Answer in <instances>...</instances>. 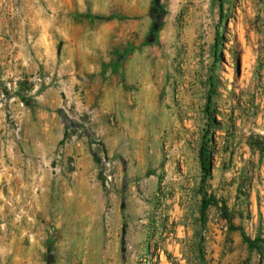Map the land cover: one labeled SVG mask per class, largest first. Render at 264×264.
I'll list each match as a JSON object with an SVG mask.
<instances>
[{"label": "rangeland", "instance_id": "rangeland-1", "mask_svg": "<svg viewBox=\"0 0 264 264\" xmlns=\"http://www.w3.org/2000/svg\"><path fill=\"white\" fill-rule=\"evenodd\" d=\"M221 3L0 0V264H264V0Z\"/></svg>", "mask_w": 264, "mask_h": 264}, {"label": "trees", "instance_id": "trees-1", "mask_svg": "<svg viewBox=\"0 0 264 264\" xmlns=\"http://www.w3.org/2000/svg\"><path fill=\"white\" fill-rule=\"evenodd\" d=\"M218 1H219V10H220V13H221L223 7H222L221 0H218ZM214 45H215V47L217 46V39H215V44H214ZM208 100H209V98H208ZM201 155H203V152L201 153ZM202 159H203V157H202ZM202 161H203V160H202ZM203 169H204V171H208L205 167H204ZM208 203H209L208 200H202V204H201V211H202V213L205 211V209H206Z\"/></svg>", "mask_w": 264, "mask_h": 264}, {"label": "crops", "instance_id": "crops-1", "mask_svg": "<svg viewBox=\"0 0 264 264\" xmlns=\"http://www.w3.org/2000/svg\"><path fill=\"white\" fill-rule=\"evenodd\" d=\"M95 75H96V74H95ZM99 75H100V74H99ZM104 88L106 89V90H104V91H105V95H108V94H109V93H108L109 90L107 91L108 88H107V87H104ZM109 88H110V87H109Z\"/></svg>", "mask_w": 264, "mask_h": 264}, {"label": "bare ground", "instance_id": "bare-ground-1", "mask_svg": "<svg viewBox=\"0 0 264 264\" xmlns=\"http://www.w3.org/2000/svg\"><path fill=\"white\" fill-rule=\"evenodd\" d=\"M243 64H245V63L243 62Z\"/></svg>", "mask_w": 264, "mask_h": 264}]
</instances>
